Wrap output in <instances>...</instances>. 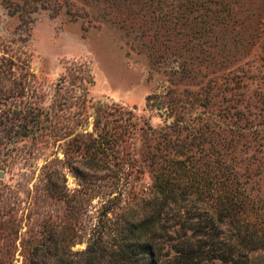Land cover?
Instances as JSON below:
<instances>
[{
	"label": "rangeland",
	"instance_id": "obj_1",
	"mask_svg": "<svg viewBox=\"0 0 264 264\" xmlns=\"http://www.w3.org/2000/svg\"><path fill=\"white\" fill-rule=\"evenodd\" d=\"M16 1L0 0V264H81L86 239L110 243L152 190L138 149L162 116L146 94L176 80L190 109L200 84L223 101L264 91V0H210L228 11L222 48L194 45L191 0H57L29 15Z\"/></svg>",
	"mask_w": 264,
	"mask_h": 264
},
{
	"label": "trees",
	"instance_id": "obj_2",
	"mask_svg": "<svg viewBox=\"0 0 264 264\" xmlns=\"http://www.w3.org/2000/svg\"><path fill=\"white\" fill-rule=\"evenodd\" d=\"M56 1L22 0L12 7L29 15ZM209 2L191 0L194 45L222 48L228 11ZM186 18L180 11L179 23ZM169 82L146 94V107L162 116L158 132L138 149L153 172L152 190L110 243L107 232L86 239L81 264H264V253H253L264 249V91H252L253 101H223L200 84L187 109L174 93L178 82ZM95 107L98 121L103 109L100 102ZM84 164L91 170L101 165L92 159ZM160 246L168 249L160 252Z\"/></svg>",
	"mask_w": 264,
	"mask_h": 264
}]
</instances>
